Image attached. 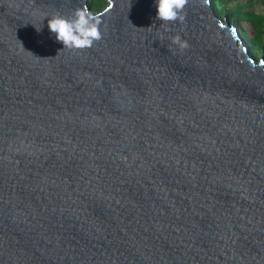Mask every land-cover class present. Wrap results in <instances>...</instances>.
Here are the masks:
<instances>
[{
  "label": "water",
  "instance_id": "1",
  "mask_svg": "<svg viewBox=\"0 0 264 264\" xmlns=\"http://www.w3.org/2000/svg\"><path fill=\"white\" fill-rule=\"evenodd\" d=\"M112 5L69 51L40 15L88 0H0V264H264V55L211 0Z\"/></svg>",
  "mask_w": 264,
  "mask_h": 264
},
{
  "label": "clouds",
  "instance_id": "2",
  "mask_svg": "<svg viewBox=\"0 0 264 264\" xmlns=\"http://www.w3.org/2000/svg\"><path fill=\"white\" fill-rule=\"evenodd\" d=\"M189 0H154L155 20L160 26L171 27L176 22L186 19L184 10ZM207 3V0H205ZM112 0L103 11H92L87 7L75 9L71 15L59 12L55 14H41V27L36 31L39 33L44 28V22L50 38L63 46V50L84 51L93 48L104 36V17L112 8ZM171 43L180 51L189 47L187 40L179 34L171 37Z\"/></svg>",
  "mask_w": 264,
  "mask_h": 264
},
{
  "label": "trees",
  "instance_id": "3",
  "mask_svg": "<svg viewBox=\"0 0 264 264\" xmlns=\"http://www.w3.org/2000/svg\"><path fill=\"white\" fill-rule=\"evenodd\" d=\"M108 0H89L92 11L104 7ZM214 13L227 18L231 25L242 28L239 32L254 57L264 55V0H211ZM257 59V58H256Z\"/></svg>",
  "mask_w": 264,
  "mask_h": 264
},
{
  "label": "rangeland",
  "instance_id": "4",
  "mask_svg": "<svg viewBox=\"0 0 264 264\" xmlns=\"http://www.w3.org/2000/svg\"><path fill=\"white\" fill-rule=\"evenodd\" d=\"M89 1V0H88ZM107 3V2H106ZM106 5V4H105ZM104 5V6H105ZM97 10L99 11L100 10V8H97ZM232 27H236V25H231ZM239 29V32L242 30V28L240 27V28H238ZM240 34V36H242L241 35V33H239ZM241 40H242V42H243V39H242V37H241ZM244 45H246L245 43H244ZM263 45H264V39H263ZM247 46V45H246ZM260 57V55H258L256 58L258 59Z\"/></svg>",
  "mask_w": 264,
  "mask_h": 264
}]
</instances>
